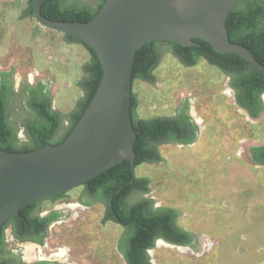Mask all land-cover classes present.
I'll return each mask as SVG.
<instances>
[{
	"label": "rangeland",
	"instance_id": "obj_1",
	"mask_svg": "<svg viewBox=\"0 0 264 264\" xmlns=\"http://www.w3.org/2000/svg\"><path fill=\"white\" fill-rule=\"evenodd\" d=\"M100 0H65L66 5H89ZM240 0L237 7L247 6ZM29 0H0V72L9 71L13 83L8 111L16 144H29L26 122L33 117L26 104L27 87L41 83L51 97L62 124L84 95L90 54L63 33L24 15ZM161 56L153 70L154 82H132L138 104L135 116H175L184 110L197 126L189 144L160 143V160L135 167L148 180L146 192H134L128 202L149 199L153 207L177 211L176 223L193 240L176 245L156 239L147 250L153 264H264V165L252 160L250 148L264 144L263 110L251 116L236 101L234 75L199 58L184 65L170 44L158 42ZM103 200L78 185L62 196L41 199L38 215L57 211L40 244L15 239L9 222L3 232V256L12 263L43 259L57 264H126L118 244L124 228L102 221ZM31 245L33 251L26 252ZM64 251V255H61ZM57 254V255H55ZM59 254V256H58Z\"/></svg>",
	"mask_w": 264,
	"mask_h": 264
},
{
	"label": "trees",
	"instance_id": "obj_2",
	"mask_svg": "<svg viewBox=\"0 0 264 264\" xmlns=\"http://www.w3.org/2000/svg\"><path fill=\"white\" fill-rule=\"evenodd\" d=\"M105 0H100L95 8L89 5H66L65 0H43L40 12L43 16L56 21L92 20ZM238 5V4H237ZM232 8L227 15L225 25L229 40L245 46L256 60L264 65V0H249L243 8ZM24 15H33L31 0ZM66 40L82 44L90 54V61L84 65L88 76L83 79V97L70 114L67 129L57 138L61 128L60 115L52 109L51 97L44 91L41 83L27 87L26 104L33 117L25 124V131L30 138L29 144L17 146L16 134L9 123L8 104L13 83L9 71L0 72V150L25 152L38 149L49 144L61 143L78 122L83 111L94 96L100 78L102 67L95 52L77 38L64 34ZM196 44L181 46L171 41L153 40L142 45L134 54L131 80L140 79L148 83L154 82L153 70L158 65L161 52L158 42L170 44L174 55L187 66L196 64L199 58L234 75L231 86L236 92V101L245 107L251 116H257L263 110L259 94L264 91V76L249 62L233 53L215 51L203 40L193 38ZM136 95H130V114L132 127L136 132L133 149L135 152L134 168L127 159L112 165L98 173L82 185L87 194L95 199L103 200L105 212L102 221L111 220L124 227V233L118 244L126 264H153L150 262L147 250L152 248L156 239L176 245H187L193 240V235L179 227L176 223L177 211L168 207H153L149 199H140L129 203L128 199L134 192H146L148 180L137 177L136 166L160 160L157 145L166 142L181 144L192 143L197 135V126L191 117L181 110L175 116H153L138 118ZM254 162L264 165V144L250 148ZM53 196L57 198L62 196ZM41 200V199H40ZM36 200L18 210L17 216H11L1 226L0 246L3 243V232L10 222L13 232L20 238L41 241L42 233L48 224L59 216L52 211L45 216L34 215ZM8 258H1L0 264H9ZM37 264H49L46 261Z\"/></svg>",
	"mask_w": 264,
	"mask_h": 264
},
{
	"label": "water",
	"instance_id": "obj_3",
	"mask_svg": "<svg viewBox=\"0 0 264 264\" xmlns=\"http://www.w3.org/2000/svg\"><path fill=\"white\" fill-rule=\"evenodd\" d=\"M42 1L31 0L36 21L91 48L102 76L61 143L25 152L0 150V231L20 208L61 195L123 159L134 168L131 70L142 45L165 40L191 46L197 38L215 51L239 56L264 76V65L250 50L229 40L225 21L240 0H105L88 22L51 20L40 12Z\"/></svg>",
	"mask_w": 264,
	"mask_h": 264
},
{
	"label": "flooded vegetation",
	"instance_id": "obj_4",
	"mask_svg": "<svg viewBox=\"0 0 264 264\" xmlns=\"http://www.w3.org/2000/svg\"><path fill=\"white\" fill-rule=\"evenodd\" d=\"M264 93V91L263 92H261L260 94H259V98L261 99V95ZM240 106V105H239ZM240 107H242L243 109H245L247 112H248V110L245 108V107H243V106H240ZM249 113V112H248ZM259 146V145H258ZM254 147V146H253ZM52 212V211H51ZM51 212H48V213H46L45 215H47V214H49V213H51ZM104 212H105V209H104ZM59 213V212H58ZM34 215H38L37 213H33ZM45 215H42V216H45ZM103 215H104V213H103ZM38 216H40V217H42L41 215H38ZM60 217V214H59V216L56 218V219H54V220H52L49 224H48V226H47V228H46V230H45V232L44 233H42V236H41V238H43L44 237V235L46 234V231H47V229H48V227L52 224V223H54L55 221H57V219ZM102 218H103V216H102ZM107 221H111V220H107ZM107 221H105V222H107ZM111 222H113V221H111ZM115 223V222H114ZM117 224V223H116ZM119 225V224H118ZM12 227V226H11ZM123 227V226H122ZM124 228V227H123ZM11 232H12V235H13V237L15 238V239H17V240H19V241H28V242H32V243H37V244H40V241L39 240H36V239H29V238H20L19 236H16L15 234H14V232H13V227L11 228ZM2 246H3V243H2V245L0 246V259L1 258H8L9 260H10V262H9V264H14V263H12V258L11 257H8V256H3L2 255V253H3V249H2ZM55 255H57V254H55ZM61 255H64V253L63 254H61ZM58 256H59V254H58ZM124 258V257H123ZM43 261H46V262H48L49 264H57V263H55V262H52V261H48V260H43V259H36V260H32V261H30V262H27V263H25V262H23V261H19V262H17L16 264H37V263H39V262H43ZM126 262V261H125Z\"/></svg>",
	"mask_w": 264,
	"mask_h": 264
},
{
	"label": "bare ground",
	"instance_id": "obj_5",
	"mask_svg": "<svg viewBox=\"0 0 264 264\" xmlns=\"http://www.w3.org/2000/svg\"><path fill=\"white\" fill-rule=\"evenodd\" d=\"M32 251H33V247L31 245L27 246V248H26L27 254L31 253ZM60 253L63 254L64 251H61Z\"/></svg>",
	"mask_w": 264,
	"mask_h": 264
}]
</instances>
